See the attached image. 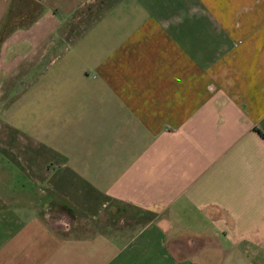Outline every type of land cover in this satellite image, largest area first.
<instances>
[{"label": "crops", "instance_id": "obj_1", "mask_svg": "<svg viewBox=\"0 0 264 264\" xmlns=\"http://www.w3.org/2000/svg\"><path fill=\"white\" fill-rule=\"evenodd\" d=\"M39 1L0 45V264H264V0Z\"/></svg>", "mask_w": 264, "mask_h": 264}, {"label": "trees", "instance_id": "obj_2", "mask_svg": "<svg viewBox=\"0 0 264 264\" xmlns=\"http://www.w3.org/2000/svg\"><path fill=\"white\" fill-rule=\"evenodd\" d=\"M31 1L35 2L36 4L38 3L39 8L37 11L29 10L27 13H29L30 15H28L27 13L18 12L19 9L16 8L17 0H12L11 7H9L7 15L5 16L3 22L0 23V45L3 43L4 39L8 37L11 33H13L19 26L26 24L28 25L35 21V18L39 15L42 9V4L39 0ZM258 132L260 133V135H262V137H264V133L262 131L258 130ZM126 211V207L122 205L118 207L115 211H113V215H121Z\"/></svg>", "mask_w": 264, "mask_h": 264}, {"label": "rangeland", "instance_id": "obj_3", "mask_svg": "<svg viewBox=\"0 0 264 264\" xmlns=\"http://www.w3.org/2000/svg\"><path fill=\"white\" fill-rule=\"evenodd\" d=\"M16 8H18V12H23V13H27L29 10L32 11H37L39 6L38 3L36 4L35 2L31 1V0H17L16 2ZM24 10V11H22ZM17 14V13H16ZM21 14V13H20ZM28 15H30L29 13H27ZM6 172H4L5 174ZM14 191L16 192V195H20L18 193V189L15 188ZM51 208V207H50ZM52 211V209H50ZM55 210V208H53V211ZM55 214H58L57 212H54ZM110 213V212H109ZM130 210L124 212L121 215H106L104 214L100 219H98L97 221H90L89 224L86 226L85 224V230H87L88 232H93L94 230L96 231L98 230H105V229H120L123 228V225H126L127 220L131 219L130 215ZM60 214H62V212H60ZM57 217V216H56ZM109 218L108 220H106V218ZM124 218V219H123ZM111 220V221H110ZM125 220V222H124ZM83 221L79 222L82 223ZM124 222V223H123ZM105 223H109V226H104ZM84 225V224H83ZM87 233V232H86Z\"/></svg>", "mask_w": 264, "mask_h": 264}]
</instances>
